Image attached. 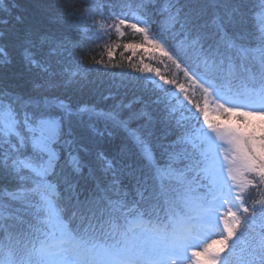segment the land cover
Segmentation results:
<instances>
[{
	"label": "snow or ice",
	"instance_id": "1",
	"mask_svg": "<svg viewBox=\"0 0 264 264\" xmlns=\"http://www.w3.org/2000/svg\"><path fill=\"white\" fill-rule=\"evenodd\" d=\"M38 7L47 27L0 19V264H264V0ZM91 73L114 103L64 94Z\"/></svg>",
	"mask_w": 264,
	"mask_h": 264
},
{
	"label": "trees",
	"instance_id": "2",
	"mask_svg": "<svg viewBox=\"0 0 264 264\" xmlns=\"http://www.w3.org/2000/svg\"><path fill=\"white\" fill-rule=\"evenodd\" d=\"M57 2V0H3L0 2V19L2 18H11L16 14H22L27 23L29 24H36L40 27H47V21L41 14V9L38 7L40 4L44 3H53ZM62 4L63 0H59ZM73 3L76 0H72ZM12 4L17 5L18 7L12 8ZM79 8H83L84 5H79ZM9 8L11 9V13L5 12L4 9ZM14 25V21H13ZM21 31L18 26H14L12 28L13 35L9 38V42L13 44H18L20 41L16 38L15 32ZM79 37H73V39H78ZM138 36H134L131 33V30H126V34L123 38L119 37H110L108 38L106 44H110L115 49L116 45H123L127 42H138ZM106 44L102 43L100 45L96 44H88L84 45L83 52H77L76 55L80 57L85 67H98L95 65L96 59H105L107 60V50ZM128 54L124 53L123 48L120 47L115 56L114 63H120L123 67H127V59L126 56ZM135 59V58H134ZM105 71H120V69H106ZM24 72L23 68L17 64L14 65L12 68L7 70V78L4 80V84L8 87H12L13 89L17 90H27L30 87L28 83V75L27 73L24 74L23 78H18L15 74ZM92 83L86 84L84 87H76L69 89L65 95L70 97L71 102L74 105L78 104H87V105H96L100 108L107 107L114 103L113 100H102L101 97L107 94L111 89V85L109 83V77L101 76L98 73H91L88 77ZM117 99L123 101L124 103H134V93L129 91L127 94H122ZM118 143V142H116ZM116 143L107 142L104 143L102 146L106 148L110 153L115 149Z\"/></svg>",
	"mask_w": 264,
	"mask_h": 264
},
{
	"label": "rangeland",
	"instance_id": "3",
	"mask_svg": "<svg viewBox=\"0 0 264 264\" xmlns=\"http://www.w3.org/2000/svg\"><path fill=\"white\" fill-rule=\"evenodd\" d=\"M161 71L164 74L168 75L172 71V69H170V68H164L163 66H161Z\"/></svg>",
	"mask_w": 264,
	"mask_h": 264
}]
</instances>
